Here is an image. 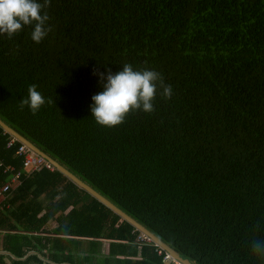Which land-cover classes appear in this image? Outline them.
Here are the masks:
<instances>
[{"label": "trees", "instance_id": "obj_1", "mask_svg": "<svg viewBox=\"0 0 264 264\" xmlns=\"http://www.w3.org/2000/svg\"><path fill=\"white\" fill-rule=\"evenodd\" d=\"M46 11L41 42L33 26L0 34V118L183 258L264 264L249 245L264 236L253 230L264 223V0H50ZM125 63L158 71L173 94L158 89L151 113L99 125L93 69L106 76ZM30 84L46 100L35 115L19 107ZM11 136L0 126V184L8 164L23 174L0 203V247L38 249L32 238L54 217L59 239L135 246L137 228L57 167L25 172ZM141 241L145 263L163 264L164 250Z\"/></svg>", "mask_w": 264, "mask_h": 264}, {"label": "clouds", "instance_id": "obj_2", "mask_svg": "<svg viewBox=\"0 0 264 264\" xmlns=\"http://www.w3.org/2000/svg\"><path fill=\"white\" fill-rule=\"evenodd\" d=\"M49 6L50 0H0V34L12 38L23 26H33L31 38L36 43L41 42L51 31L50 27H46L49 20L46 9ZM93 74L100 77L103 90L92 96L90 111L95 121L102 126H117L132 111L151 113L158 89L166 100L173 94L172 86L165 83L161 73L148 68L134 70L129 63H125L122 70L116 73L108 70L105 76V73L94 68ZM27 91L28 95L20 100L19 107L23 110L27 106L35 115L46 100L37 90L36 84H30ZM47 103L53 101L49 98ZM253 230L264 232V223L258 221ZM249 245L253 255L264 259V236H253Z\"/></svg>", "mask_w": 264, "mask_h": 264}, {"label": "crops", "instance_id": "obj_3", "mask_svg": "<svg viewBox=\"0 0 264 264\" xmlns=\"http://www.w3.org/2000/svg\"><path fill=\"white\" fill-rule=\"evenodd\" d=\"M7 200L8 198H0V203ZM6 207L9 208L11 205L7 203ZM58 225L57 219L55 217L52 218L45 226L46 230L41 231L39 234V240L37 241L32 238L35 245H39V248L29 250L22 257L15 255L9 248L6 249L1 244L0 254L4 255L5 263L12 264L13 259L24 260L31 254H36L40 258L42 264H147L144 261V255L142 253L143 244L139 238L140 234H147L138 228L136 229L138 233L135 242H133L135 246L130 247L132 245L128 244L132 243L107 237L74 235L59 239L57 237L58 235L54 234V229L57 228ZM3 235V233H0V241H2ZM152 241L154 240L152 239ZM159 246L165 252L163 264H183L168 250L161 245ZM34 264L39 263L34 262Z\"/></svg>", "mask_w": 264, "mask_h": 264}, {"label": "water", "instance_id": "obj_4", "mask_svg": "<svg viewBox=\"0 0 264 264\" xmlns=\"http://www.w3.org/2000/svg\"><path fill=\"white\" fill-rule=\"evenodd\" d=\"M0 126L10 133L11 135L15 136L19 141L26 143L31 148H33L36 152L39 154L45 156L49 160H51L55 166L61 170L64 174H66L69 178L74 180L77 184H79L81 187L85 188L88 192L93 194L95 197H97L99 200H101L104 204H106L108 207H110L112 210H114L116 213L122 216V218L126 219L127 221L131 222L136 228L146 233L148 236H150L156 243L164 247L166 250H168L177 260H180L183 264H194L190 259L183 258L178 251H176L174 248H172L170 245H168L166 242H164L161 238H159L156 234H154L152 231H150L148 228H146L144 225H142L140 222H138L135 218L130 216L128 213L123 211L120 207H118L116 204H114L112 201L107 199L105 196L100 194L98 191H96L93 187H91L86 182L82 181L79 177L74 175L72 172H70L66 167L61 165L59 162H57L55 159H53L51 156L46 154L44 151H42L39 147H37L35 144H33L30 140L25 138L23 135H21L19 132H17L15 129H13L10 125H8L4 120L0 118ZM168 263V261H167Z\"/></svg>", "mask_w": 264, "mask_h": 264}, {"label": "built area", "instance_id": "obj_5", "mask_svg": "<svg viewBox=\"0 0 264 264\" xmlns=\"http://www.w3.org/2000/svg\"><path fill=\"white\" fill-rule=\"evenodd\" d=\"M16 140L17 138L12 135L8 142V146L13 145ZM16 154L23 157V169L27 173L40 171L43 168H49L51 170H54L56 168L55 164L51 160L36 152L26 143L21 142L16 151ZM0 165H2L1 160ZM5 171L10 175L3 184H0V198L7 199L12 188L22 182L23 171L16 170L15 167L11 164L5 166ZM139 238L140 240H144L147 242L152 241V238L145 234H140Z\"/></svg>", "mask_w": 264, "mask_h": 264}]
</instances>
